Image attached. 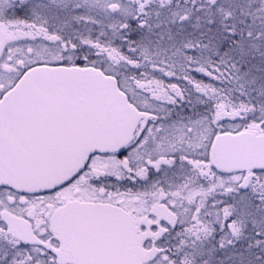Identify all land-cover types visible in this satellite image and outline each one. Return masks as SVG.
Returning <instances> with one entry per match:
<instances>
[{
	"label": "snow or ice",
	"instance_id": "1",
	"mask_svg": "<svg viewBox=\"0 0 264 264\" xmlns=\"http://www.w3.org/2000/svg\"><path fill=\"white\" fill-rule=\"evenodd\" d=\"M0 264H264V0H0Z\"/></svg>",
	"mask_w": 264,
	"mask_h": 264
}]
</instances>
